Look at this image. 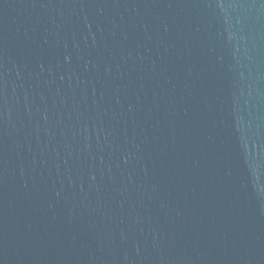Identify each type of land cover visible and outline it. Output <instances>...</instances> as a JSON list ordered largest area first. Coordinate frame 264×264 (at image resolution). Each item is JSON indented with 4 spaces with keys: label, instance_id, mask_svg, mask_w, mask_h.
Listing matches in <instances>:
<instances>
[{
    "label": "water",
    "instance_id": "obj_1",
    "mask_svg": "<svg viewBox=\"0 0 264 264\" xmlns=\"http://www.w3.org/2000/svg\"><path fill=\"white\" fill-rule=\"evenodd\" d=\"M0 264H264V0H0Z\"/></svg>",
    "mask_w": 264,
    "mask_h": 264
}]
</instances>
